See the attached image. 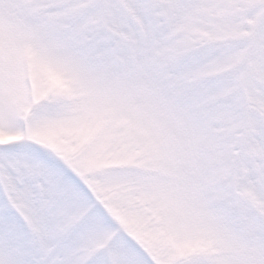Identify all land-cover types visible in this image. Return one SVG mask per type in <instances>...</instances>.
I'll return each instance as SVG.
<instances>
[{
  "label": "snow or ice",
  "instance_id": "obj_1",
  "mask_svg": "<svg viewBox=\"0 0 264 264\" xmlns=\"http://www.w3.org/2000/svg\"><path fill=\"white\" fill-rule=\"evenodd\" d=\"M0 264H264V0H0Z\"/></svg>",
  "mask_w": 264,
  "mask_h": 264
}]
</instances>
